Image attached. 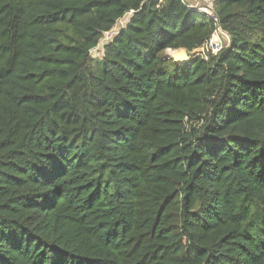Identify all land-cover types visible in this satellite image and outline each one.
<instances>
[{"label":"trees","instance_id":"1","mask_svg":"<svg viewBox=\"0 0 264 264\" xmlns=\"http://www.w3.org/2000/svg\"><path fill=\"white\" fill-rule=\"evenodd\" d=\"M213 9L0 0V264H264V0Z\"/></svg>","mask_w":264,"mask_h":264},{"label":"built area","instance_id":"2","mask_svg":"<svg viewBox=\"0 0 264 264\" xmlns=\"http://www.w3.org/2000/svg\"><path fill=\"white\" fill-rule=\"evenodd\" d=\"M184 1V0H183ZM186 2V1H185ZM187 3V2H186ZM187 5L191 8H195L200 12H204L211 17L214 21H217V16L212 8L213 5H209L208 7L200 8L196 5L190 6L188 3ZM229 41V35L227 32L222 30L220 27H217L209 36V38L202 43L199 47L195 48L192 51L187 52L189 57H202L203 59H207L209 55H216L218 52L224 48Z\"/></svg>","mask_w":264,"mask_h":264},{"label":"rangeland","instance_id":"3","mask_svg":"<svg viewBox=\"0 0 264 264\" xmlns=\"http://www.w3.org/2000/svg\"><path fill=\"white\" fill-rule=\"evenodd\" d=\"M190 1H191V3L195 2L198 7L203 8V7H208L209 5H213L214 0H190ZM129 16H130V13H126L123 17H121L120 19H118L116 21L115 25L113 26V28L109 32H106L103 34L102 38L99 40L96 47H94L93 49L90 50V55L92 57H94V58H101L102 57L103 45L112 38V36L116 33V31L119 28H121L122 26L125 25ZM173 51L174 50H166L165 51V54L167 55V57L172 59V62H174V61L184 62L185 60H187L186 58H189L188 53L185 51H184L185 58H179V57L173 55V53H174ZM171 56H173L174 58H172ZM175 59H177V60H175Z\"/></svg>","mask_w":264,"mask_h":264},{"label":"bare ground","instance_id":"4","mask_svg":"<svg viewBox=\"0 0 264 264\" xmlns=\"http://www.w3.org/2000/svg\"><path fill=\"white\" fill-rule=\"evenodd\" d=\"M173 55L179 57V58H185V54H184V50H176V51H173Z\"/></svg>","mask_w":264,"mask_h":264},{"label":"crops","instance_id":"5","mask_svg":"<svg viewBox=\"0 0 264 264\" xmlns=\"http://www.w3.org/2000/svg\"><path fill=\"white\" fill-rule=\"evenodd\" d=\"M184 1H186L190 6H193V5H195V2L194 3H191V1L190 0H184ZM168 50H170V49H168ZM184 50V49H183ZM185 52H186V50H184Z\"/></svg>","mask_w":264,"mask_h":264},{"label":"water","instance_id":"6","mask_svg":"<svg viewBox=\"0 0 264 264\" xmlns=\"http://www.w3.org/2000/svg\"><path fill=\"white\" fill-rule=\"evenodd\" d=\"M122 28V27H121ZM118 32V31H117ZM180 50H183V49H180ZM172 58H174L173 56H171ZM186 59H189V58H186ZM175 60H177V59H175Z\"/></svg>","mask_w":264,"mask_h":264}]
</instances>
